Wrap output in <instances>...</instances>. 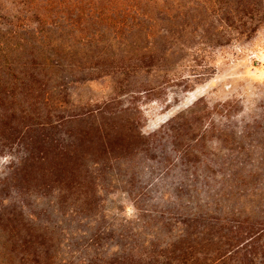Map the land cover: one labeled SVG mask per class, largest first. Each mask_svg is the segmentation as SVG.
<instances>
[{"label":"trees","instance_id":"trees-1","mask_svg":"<svg viewBox=\"0 0 264 264\" xmlns=\"http://www.w3.org/2000/svg\"><path fill=\"white\" fill-rule=\"evenodd\" d=\"M82 2L78 13L55 0H24L20 15L0 10V157L9 156L0 174V264H264V116L236 124L231 101L210 108L199 100L167 126L170 152L204 158L213 178L194 206L156 211L176 215L161 220V233L175 225L176 234L139 250L122 229L107 259L64 251L74 219L109 213L102 194L113 165L161 138L142 132L136 101L155 87L138 75L168 74L188 33L217 47L264 27V0H90L87 10ZM89 21L118 26L124 47L117 64L106 63L111 71L101 66L106 51L92 49L102 35L87 33ZM110 75L130 104L70 105V85ZM101 234L90 244L101 245Z\"/></svg>","mask_w":264,"mask_h":264},{"label":"rangeland","instance_id":"rangeland-1","mask_svg":"<svg viewBox=\"0 0 264 264\" xmlns=\"http://www.w3.org/2000/svg\"><path fill=\"white\" fill-rule=\"evenodd\" d=\"M76 1L80 0H55V4L78 13ZM88 1L83 0L79 8L87 10ZM23 2L24 0H0V10L20 15L25 10ZM93 3L100 7L108 5L106 2L101 3V0H93ZM84 27L87 28V33L99 32L102 35L101 43H92V49L106 51L107 58H102L101 66L111 71V66H106V63L114 61L117 64L124 47L120 39L114 38L118 26L89 21ZM190 35L188 33L184 36V50L173 55L168 74L154 72L138 75L140 81L155 87L151 97L143 96L136 101L141 111L142 132L145 135H155V139L161 136L160 140L157 145H150L149 149L133 159L113 165L102 194L109 213L99 217L88 215L84 222L74 219L66 226L72 234L64 243L67 248L64 251L73 249L77 257L95 256L99 253L107 259L118 252L116 243L121 240L118 235L122 229L128 231V238L132 239H128L129 242L139 250H148L150 239H154L153 243L158 239L164 242L176 234L175 225L170 233H161L164 231L161 220L168 221L176 215H159L156 211H184L188 206H194L199 198L206 195V189L213 184V178L207 175L210 170L204 165V158L200 161L192 155L181 157L176 152H170L171 144L164 137L167 136L170 120L175 116L189 112L199 100H204L210 108L225 101L236 103L232 118L236 124L264 116V27L250 39L240 38L217 47L205 46L201 38ZM88 71L90 75L94 73L91 69L84 70V73ZM69 92L70 105L73 107L111 98H117L123 104H130L131 100L128 95H119V88L111 75L72 84ZM203 105L205 104L202 103L199 108ZM210 142L213 145L214 142ZM208 146L211 149L216 147L210 143ZM203 148L207 155L212 153V150ZM8 161L9 156L0 157V174ZM194 187L196 190H193ZM189 199L193 203L189 204ZM134 205L149 209V213L140 215ZM98 231L102 233V243L93 246L90 239Z\"/></svg>","mask_w":264,"mask_h":264}]
</instances>
